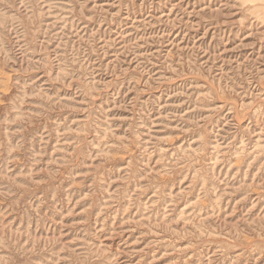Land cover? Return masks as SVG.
<instances>
[{"label":"rangeland","instance_id":"obj_1","mask_svg":"<svg viewBox=\"0 0 264 264\" xmlns=\"http://www.w3.org/2000/svg\"><path fill=\"white\" fill-rule=\"evenodd\" d=\"M0 264H264V0H0Z\"/></svg>","mask_w":264,"mask_h":264}]
</instances>
